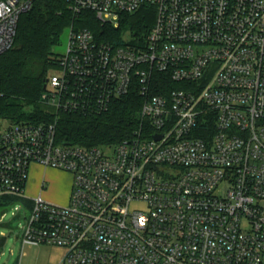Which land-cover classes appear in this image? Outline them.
<instances>
[{"label": "built area", "instance_id": "2783aa9c", "mask_svg": "<svg viewBox=\"0 0 264 264\" xmlns=\"http://www.w3.org/2000/svg\"><path fill=\"white\" fill-rule=\"evenodd\" d=\"M68 2L104 28H69L41 101L101 114L137 88L141 122L83 146L58 142L56 120H0V197L32 203L23 245L63 247L61 264H264V0ZM33 3L0 0V54ZM143 6L144 37L107 29ZM156 72L185 87L153 94ZM33 164L72 174L67 204L26 195Z\"/></svg>", "mask_w": 264, "mask_h": 264}, {"label": "trees", "instance_id": "16d2710c", "mask_svg": "<svg viewBox=\"0 0 264 264\" xmlns=\"http://www.w3.org/2000/svg\"><path fill=\"white\" fill-rule=\"evenodd\" d=\"M122 18L117 29L107 27L110 33L121 38L130 32L142 38L155 21V9L143 6ZM72 25L88 27L95 33L104 28L91 12L74 14L68 0H34L33 6L21 14L13 46L0 54V120L37 123L56 120L58 142L66 140L83 146L117 144L140 126L144 97L137 88L115 99L101 114L62 112L57 116L40 99L45 80L57 65L59 54L54 47ZM154 80L153 94H167L185 87L165 73L156 72ZM11 200L13 197H0V216L3 206Z\"/></svg>", "mask_w": 264, "mask_h": 264}, {"label": "rangeland", "instance_id": "374dc122", "mask_svg": "<svg viewBox=\"0 0 264 264\" xmlns=\"http://www.w3.org/2000/svg\"><path fill=\"white\" fill-rule=\"evenodd\" d=\"M68 38L69 28L63 33L60 43L54 47L55 53H65ZM60 171L66 172L68 175H63ZM30 175L33 186L29 190L27 188L26 194L34 196L32 193H35L38 195L44 180V198L56 204L66 203L68 184L72 180L70 172L54 168L45 170L37 165V167L31 168ZM16 206H19L20 210L15 209ZM31 209V202L17 197H13V200L3 206L1 214H5V216L0 221V264H13L16 259H18V264H50V258L58 253L52 245H23V230ZM19 220L21 224L15 225Z\"/></svg>", "mask_w": 264, "mask_h": 264}, {"label": "crops", "instance_id": "0c3cea01", "mask_svg": "<svg viewBox=\"0 0 264 264\" xmlns=\"http://www.w3.org/2000/svg\"><path fill=\"white\" fill-rule=\"evenodd\" d=\"M37 165H39V164H33L32 165V167H37ZM40 167H43L45 170H47L48 169V167H44V166H42V165H39ZM31 167V168H32ZM30 172H31V170H30ZM61 172V174H63V175H68L66 172H63V171H60ZM33 184V181L31 180V175H30V173H29V177H28V181H27V185H26V191H27V188H28V190L30 189V188H32V185ZM44 180H43V182H42V184H41V189H40V191H39V193L38 194H43V189H44ZM71 189H72V180L69 182V184H68V195H67V201H66V203L65 204H67L68 202H69V198H70V194H71ZM33 191H34V189H33ZM35 192V191H34ZM28 197H30V198H32V197H35V196H37V195H35V193H32V195H34V196H30V195H28V194H26ZM61 205H64V204H61ZM54 248H55V251L56 252H58L57 254H54L51 258H50V261H49V263L50 264H61V260H62V258H63V256H64V254H65V252H66V250L63 248V247H59V246H53Z\"/></svg>", "mask_w": 264, "mask_h": 264}, {"label": "water", "instance_id": "95a60500", "mask_svg": "<svg viewBox=\"0 0 264 264\" xmlns=\"http://www.w3.org/2000/svg\"><path fill=\"white\" fill-rule=\"evenodd\" d=\"M157 138H160L161 137V135H157L156 136ZM68 143V141H64V144H67ZM17 223H15V225H16ZM17 262H18V259H16L15 261H14V263L13 264H17Z\"/></svg>", "mask_w": 264, "mask_h": 264}]
</instances>
